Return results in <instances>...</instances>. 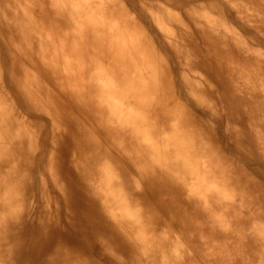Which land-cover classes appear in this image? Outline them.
Listing matches in <instances>:
<instances>
[{
    "label": "clouds",
    "instance_id": "clouds-1",
    "mask_svg": "<svg viewBox=\"0 0 264 264\" xmlns=\"http://www.w3.org/2000/svg\"><path fill=\"white\" fill-rule=\"evenodd\" d=\"M0 264H264V0H0Z\"/></svg>",
    "mask_w": 264,
    "mask_h": 264
}]
</instances>
